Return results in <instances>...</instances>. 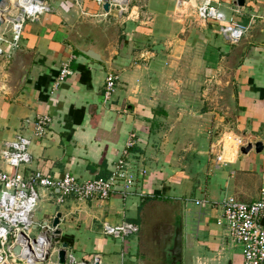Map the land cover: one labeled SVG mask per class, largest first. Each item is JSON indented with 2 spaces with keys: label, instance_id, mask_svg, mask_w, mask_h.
<instances>
[{
  "label": "crops",
  "instance_id": "obj_1",
  "mask_svg": "<svg viewBox=\"0 0 264 264\" xmlns=\"http://www.w3.org/2000/svg\"><path fill=\"white\" fill-rule=\"evenodd\" d=\"M44 2L51 10L26 22L17 42L0 41V170L6 169L4 141L25 134L32 138L29 169L55 178L67 172L81 181L107 178L134 136L128 162L137 175L136 195L128 198L69 196L58 204L57 190L40 189L33 236L63 215L61 242L50 261L68 242V254L91 264H141L137 241L130 242L131 236L124 245L105 235L102 225L139 224L148 199L139 192H146L182 206L183 264H244L240 245L218 224L220 209L196 200L215 203L235 196L251 203L264 186V149L243 154L242 146L229 163L219 164L217 150L208 153L211 138L203 136L214 124L212 144L225 137L264 143V0H246L242 7L236 0H214L228 18L250 27L239 44L199 17L198 0H132L123 18L114 11L106 15L93 0ZM65 65L71 74L60 81ZM109 72L118 80L105 104ZM203 78L225 83L231 111L196 114L202 105H193L198 88L191 84ZM178 111L181 117L173 115ZM43 114L52 124L45 136L35 137L33 122Z\"/></svg>",
  "mask_w": 264,
  "mask_h": 264
},
{
  "label": "built area",
  "instance_id": "obj_2",
  "mask_svg": "<svg viewBox=\"0 0 264 264\" xmlns=\"http://www.w3.org/2000/svg\"><path fill=\"white\" fill-rule=\"evenodd\" d=\"M99 5L108 2L110 5L108 15L116 12L118 17H125L129 12L132 0H93ZM51 7L46 2L34 0H4L0 5V41L17 42L21 37L24 25L28 21H38L40 17L48 13ZM239 11V10H236ZM197 13L207 22L218 24L219 32L231 44H239L249 31V26L228 18L225 12L214 0H198ZM12 39H10V35ZM4 52L0 46V54ZM71 70L65 65L60 72L59 80L63 81ZM118 76L109 72L106 77L104 89V103L108 104L116 91ZM52 117L39 115L33 122V134L35 137H43L48 133L52 124ZM229 137L220 138L212 144L216 149V161L219 164H227L236 156L240 148L245 145L241 139L233 140ZM135 145L134 136L126 143L124 155L118 160L113 174L107 178L100 177L86 181L79 180L74 174L67 172L62 177L55 178L37 169H29L33 155L31 153L32 138L19 134L14 139L4 141L1 160L6 169L0 170V264H12L24 262L29 256L34 262L44 260L45 252L36 249L49 241L54 228L52 222L42 224V234L33 236V228L36 225L34 214L41 201L40 189L47 188L58 191L57 203H63L67 197L73 196L80 201L91 199H107L111 195L119 193L124 198L135 196V184L137 175L129 167V150ZM143 199L153 197L146 192H139ZM196 204L202 207L211 205L220 209L218 224L223 227L228 239L241 247L244 264H264V186L261 188L258 200L248 203L239 200L235 196H227L223 200L211 203L208 200H196ZM54 220V219H52ZM105 235L119 239L124 245L128 239L139 234V224L122 221L119 224L104 222ZM17 245L22 246L21 255L14 252ZM32 247V248H31ZM40 250V251H39ZM99 261V260H96ZM96 263V262H95ZM30 264V263H28ZM66 264H91L85 260H79L73 253L67 254Z\"/></svg>",
  "mask_w": 264,
  "mask_h": 264
},
{
  "label": "rangeland",
  "instance_id": "obj_3",
  "mask_svg": "<svg viewBox=\"0 0 264 264\" xmlns=\"http://www.w3.org/2000/svg\"><path fill=\"white\" fill-rule=\"evenodd\" d=\"M179 73L182 78V76H184V72L179 71ZM191 86L198 88V93H201V96L197 93V96L195 97L197 102L193 103V105L196 103L202 105L201 108H198V111H196V114L199 117H201V110L208 113L213 112V115L218 111H221V114H223L225 112L231 111L234 106V102L232 101L231 97V91H229V88L224 82L216 80L205 81L203 78L201 80L197 79L193 81ZM179 112L180 111L175 112L173 115L181 117ZM186 114L188 115H182L190 119L189 113ZM214 126L215 125L213 124L211 128L203 129V136H208V140L211 138V142L208 144V153L213 152L212 142L215 136ZM179 136L180 135L177 137ZM183 146L184 145H181L180 149ZM156 147H159L158 142H155V148ZM181 153L183 154L182 149ZM145 203L146 204L142 210L143 212L139 218L141 230L139 234L132 235L129 241L133 242V239L137 241V256H139L141 264H168L175 227L178 223L183 222V208L179 203H177V201L172 199L158 200L154 198H148Z\"/></svg>",
  "mask_w": 264,
  "mask_h": 264
},
{
  "label": "water",
  "instance_id": "obj_4",
  "mask_svg": "<svg viewBox=\"0 0 264 264\" xmlns=\"http://www.w3.org/2000/svg\"><path fill=\"white\" fill-rule=\"evenodd\" d=\"M4 0H0V5L2 4ZM37 2H44V0H34ZM237 4L239 6H244L245 5V1L246 0H236ZM103 9L106 12H109L110 10V5L108 2L103 4ZM2 25V21L0 19V26ZM89 55H92L93 53H89L86 52ZM94 58H97L96 56H93ZM252 149H255L256 152H262L264 149V143L262 141H258L255 143H249L245 146H243L241 148V152L243 154H247L249 153ZM62 213H58L54 220L50 223L47 224H51V226L54 228L53 234L50 236V244L48 246V252L47 255L45 257L44 260H38L36 262H34L33 264H66L67 262V254H68V247H69V243L68 242H63L61 244V248L57 251V259L56 261H50L51 256H52V249L55 247L56 244L61 242V229L59 228V225L61 223V218H62ZM45 224V225H47ZM184 230H183V223L180 222L176 225L175 227V231H174V235H173V239H172V246L170 248V257L168 258L169 263L168 264H183V246H184ZM39 245V243L36 241H34V246ZM36 247V246H35ZM32 248V247H31ZM14 252L17 255H21L22 253V246L21 245H17L14 248ZM95 264H100L99 261H96Z\"/></svg>",
  "mask_w": 264,
  "mask_h": 264
},
{
  "label": "bare ground",
  "instance_id": "obj_5",
  "mask_svg": "<svg viewBox=\"0 0 264 264\" xmlns=\"http://www.w3.org/2000/svg\"><path fill=\"white\" fill-rule=\"evenodd\" d=\"M35 246L37 247V245H35ZM48 246H49V241H45L44 244H42L40 247H37L36 249H40L42 252H45L46 249L48 248ZM25 260L28 261L30 264H33L34 263V260L31 259L29 256H27L25 258Z\"/></svg>",
  "mask_w": 264,
  "mask_h": 264
},
{
  "label": "trees",
  "instance_id": "obj_6",
  "mask_svg": "<svg viewBox=\"0 0 264 264\" xmlns=\"http://www.w3.org/2000/svg\"><path fill=\"white\" fill-rule=\"evenodd\" d=\"M147 199V198H146ZM146 199H144V200H146Z\"/></svg>",
  "mask_w": 264,
  "mask_h": 264
}]
</instances>
